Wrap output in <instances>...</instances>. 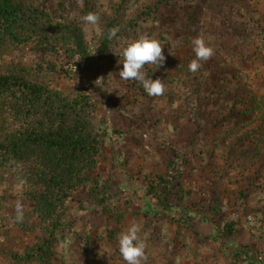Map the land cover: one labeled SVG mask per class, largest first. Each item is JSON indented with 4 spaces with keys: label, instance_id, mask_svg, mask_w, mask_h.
<instances>
[{
    "label": "rangeland",
    "instance_id": "rangeland-1",
    "mask_svg": "<svg viewBox=\"0 0 264 264\" xmlns=\"http://www.w3.org/2000/svg\"><path fill=\"white\" fill-rule=\"evenodd\" d=\"M23 1L46 10L64 2L67 21L81 29L94 53L101 29L98 23L88 26L87 35L82 31L85 3L87 11L91 9L102 18L99 22L120 4V0ZM148 6L155 9L157 23L136 20ZM125 8L119 13L121 25L113 32L122 37L110 47L109 57L94 58L90 64L96 72V85L104 91L99 98V120L106 131L120 134L108 142L98 170L112 188V204L122 207L127 215L109 241L113 223L93 208L83 210L78 202L84 204L86 196L75 194L68 209L74 219L73 234L58 245L59 257L64 264L123 263L118 236L135 220L144 229L139 236L146 250L157 256L156 264H228L218 244L197 246L187 236L176 237L174 228L164 221L144 219V203L130 198L134 189L141 188L145 172L147 181L156 172H163L175 156H182V181L191 192L182 208L195 213L193 228L210 235L215 227L234 224V240L256 246L262 255L264 40L256 39L255 31L250 33L247 22L255 21L259 30L264 28V0H131ZM226 16L228 21L223 19ZM142 34L154 36L164 45L163 65L144 66L148 78L163 80L166 91L160 97L148 96L140 82L119 77L123 48ZM197 36L205 38L214 55L207 62L201 61L200 70L192 73L188 69L195 56L191 41ZM9 61L30 66L38 56L23 48ZM87 78L93 84L91 77ZM0 191L7 192V187ZM241 192L248 196L242 203L238 202ZM98 232L102 237L96 238ZM23 241L0 242V248L16 252L20 242H28ZM148 252L147 257L151 256ZM0 264H5L3 258Z\"/></svg>",
    "mask_w": 264,
    "mask_h": 264
},
{
    "label": "trees",
    "instance_id": "trees-1",
    "mask_svg": "<svg viewBox=\"0 0 264 264\" xmlns=\"http://www.w3.org/2000/svg\"><path fill=\"white\" fill-rule=\"evenodd\" d=\"M130 1L120 0L99 22L100 44L94 53L81 29L67 21L64 2L46 10L37 3L0 0V189L7 187V192L0 191V242L28 240L16 252L0 248L5 264H64L57 247L73 234L68 209L79 192L86 202L78 206L93 208L113 223L109 241L122 226L127 211L112 204V188L98 170L108 142L120 134L109 133L99 120L104 91L96 85L90 63L110 56V47L122 37L113 35L121 25L119 13ZM157 17L148 6L136 20L157 23ZM247 26L256 39L264 40L259 23L249 20ZM23 48L38 61L30 66L10 62ZM181 157L168 160L165 175L156 174L131 192V199L145 205L142 217L164 221L176 237L187 236L192 245L218 244L228 264H264L259 252L233 241L234 224L215 227L210 235L193 228L195 213L182 208L191 192L182 181ZM247 198L241 192L238 202ZM17 201L23 204V222H14Z\"/></svg>",
    "mask_w": 264,
    "mask_h": 264
},
{
    "label": "clouds",
    "instance_id": "clouds-1",
    "mask_svg": "<svg viewBox=\"0 0 264 264\" xmlns=\"http://www.w3.org/2000/svg\"><path fill=\"white\" fill-rule=\"evenodd\" d=\"M81 21L84 24L82 31L87 35L90 31L88 26H96L100 17L93 12L83 15ZM192 50L195 54L190 61L188 69L192 73H196L202 67L201 61L207 62L214 55V49L206 43L203 36H197L192 39ZM161 41L150 35H139L138 38L127 43L122 51L123 67L119 71L120 79L124 81H137L143 86L150 97L163 96L166 87L163 80L157 78L155 80L148 78L144 71V66L151 64L156 68L163 65L165 56ZM16 217L14 222H23L24 211L23 204L20 201L15 205ZM141 225L135 220L131 221L126 230L122 231L118 236L119 254L126 264H146V243L139 236Z\"/></svg>",
    "mask_w": 264,
    "mask_h": 264
},
{
    "label": "crops",
    "instance_id": "crops-1",
    "mask_svg": "<svg viewBox=\"0 0 264 264\" xmlns=\"http://www.w3.org/2000/svg\"><path fill=\"white\" fill-rule=\"evenodd\" d=\"M166 169V168H165ZM163 170V172H156L157 174H161V175H165L166 174V170ZM149 172V171H148ZM147 172V173H148ZM144 174H146V172L144 173ZM144 174H143V178L141 179V181H142V184H139V186H142L143 184H146L147 182H148V180L150 179H148L147 181H145V176H144ZM208 235V234H207ZM235 241V243H237V244H239V245H248L251 249H253L254 251H256V249H257V247L256 246H252L251 244H247L248 242H246V241H241V240H234ZM149 251V249H147L146 250V252H148ZM261 251L263 252V254L261 255V259H262V261L264 262V249H261ZM260 253V252H259ZM151 254V256H148V258H152L153 260H154V258H156L155 256H154V254L153 253H151V252H148V255H150ZM158 255V254H157ZM221 257H222V255H221ZM223 259V258H222ZM151 259H149V260H147V264H156V261L154 262V263H151V262H149ZM152 261V260H151ZM223 261H224V259H223ZM153 262V261H152ZM114 264H126V262L123 260V263H119V262H113ZM219 264H223L222 262H219Z\"/></svg>",
    "mask_w": 264,
    "mask_h": 264
}]
</instances>
